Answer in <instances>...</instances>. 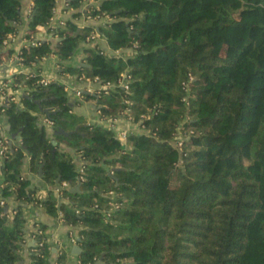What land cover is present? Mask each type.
<instances>
[{"label": "trees", "instance_id": "obj_1", "mask_svg": "<svg viewBox=\"0 0 264 264\" xmlns=\"http://www.w3.org/2000/svg\"><path fill=\"white\" fill-rule=\"evenodd\" d=\"M56 1L32 0L29 32L44 25L56 44L46 38L22 48L23 64L55 53L61 71L78 78L116 82L127 71L128 89L82 95L94 97L102 115L124 114L143 131L123 143L109 126L73 113L61 82L15 74L28 93L22 107L11 101L4 110L6 133L19 134L0 173L1 194L16 202L10 212L0 205V264H24L31 201L80 226L81 264L102 253L106 264H264V0H99L86 11L89 0H67L71 17L50 26ZM20 8L21 0H0V44L17 31ZM84 13L107 21L79 27L74 19ZM93 29L111 48L134 53L108 55L96 44L81 63H63ZM40 113L53 120L51 135ZM60 127L71 132L55 134ZM61 142L84 161V180ZM26 155L50 186L41 198L21 174ZM62 180L70 185L56 193ZM37 224L30 264H49L48 224Z\"/></svg>", "mask_w": 264, "mask_h": 264}, {"label": "crops", "instance_id": "obj_2", "mask_svg": "<svg viewBox=\"0 0 264 264\" xmlns=\"http://www.w3.org/2000/svg\"><path fill=\"white\" fill-rule=\"evenodd\" d=\"M90 3H98L99 0H89ZM32 4V0H21V22L18 25V29L15 32V38L10 41L8 47L12 49H19L23 42V36L25 35L28 29L29 22V8ZM72 8L68 7L65 0H58L56 2L54 16L60 17L63 19H67L71 17ZM74 21L78 24L79 27L92 24L98 25L99 23H103L107 21V17H101L100 19L96 18H85L81 15L78 18H75ZM56 39H52L51 47L55 48ZM99 45L102 50L108 55L121 56L126 58L129 55L134 53L133 47H122L113 49L108 45L106 38L100 34L97 35L93 40H81L78 42L77 47L72 54V56L63 60V63L66 65H77L82 62L84 56L86 55L85 49L88 47H93L94 45ZM59 59L55 53L49 54L43 60L40 61V68L42 71H47L54 76V78L64 84L66 86L68 100L71 106V111L78 115H82L86 122L101 124L104 126H108L110 123H114L112 129L116 132L119 130H140L136 123H133L128 117L124 116V114L111 119L105 115H102L99 110V105L96 102V99L92 96L89 97H78L75 94V89L82 88V90L90 95L94 94L95 89H97L100 84L96 81L92 80H81L78 78L76 74L69 72H62L58 63ZM14 68H21L20 64H15L7 66L4 65L0 71L2 73H10ZM19 106H23L22 101L19 99ZM40 118V116H39ZM38 118V121H39ZM40 123V121H39ZM41 124V123H40ZM126 143V141L124 142ZM60 146L63 149L70 150L73 154L74 161L79 164L80 158L78 154L73 152V149L66 145V143L61 142ZM21 174L25 176L28 180L27 188L33 189L36 188L37 192L43 189L46 194V190L50 187L46 182L43 181L41 177H38V171L34 172L29 169V158L25 156L23 162L21 164ZM34 177V182L30 180V177ZM8 205L10 209L16 204L14 200V194L6 196ZM65 200V198L63 199ZM27 203V207L24 210V215L26 218L24 225V243L20 249V253L23 256V263L30 264L29 254H30V245L34 243V237L32 236L33 224L35 221H43L48 224V243L50 246V253L53 247H56V258L53 264H59L57 258L59 255L64 254L65 258L63 260L64 264H80V260L78 258V254L74 251V245L79 244V225H71L65 224L61 220L59 216H51L47 214L43 208V206L35 205L33 202H25ZM37 204V203H36ZM70 236H74L77 241L75 243L70 242Z\"/></svg>", "mask_w": 264, "mask_h": 264}, {"label": "built area", "instance_id": "obj_3", "mask_svg": "<svg viewBox=\"0 0 264 264\" xmlns=\"http://www.w3.org/2000/svg\"><path fill=\"white\" fill-rule=\"evenodd\" d=\"M65 1H67V0H65ZM88 3H90V2L88 1L84 4V11H86L85 6ZM30 10H31V5L29 8V13H30ZM54 11H55V8H54ZM83 16L85 18H93L92 16H90L89 14H86V13H84ZM64 24H65V19L60 18V17H56L54 15L50 18L49 23H48V25H50V26L64 25ZM15 32L7 33L5 35V37L2 39V42L0 44V51L11 50L10 53L3 55V57H0V69L4 65H7V66L13 65V62L15 64L17 63V64L21 65V68H14L13 71L8 73V74L6 72L2 73V71H0V173L2 170L4 157L6 156V154L9 151H11V148H12L13 144L15 143V140L13 139V137H11L10 135H8L6 133V128H5L6 121H5V117H4L5 106L7 104H9L11 101L16 102L19 106V99L21 98V95L28 93V91L25 90L23 84L14 79L15 74L23 73L24 78H29L32 75L38 74L39 75L38 83H40L42 85H47L48 83H50L52 81H57L52 74H50L49 72H47L45 70L42 71V69L39 66L41 60H43L49 54L51 55L53 53L43 55L39 59V61H37L36 63L28 64V65L23 64V62H22L23 56L20 54V51L22 48L28 47L31 45H38L41 43V41L43 39H46V38L56 39V37L51 35L52 32L48 31L47 27L44 25H37L36 29L34 31H31V32H29V30L27 29L25 35L23 36V42H22L21 46L19 47V49H17V50L12 49L11 47H8L10 41H12L15 38ZM26 34H28V35H26ZM97 35H100V33L97 30L93 29L89 32L88 36L86 37V40L87 41L93 40ZM82 77H80L81 80H92V81L98 82L100 84V86L98 88H109V87H114L115 85H120L124 89L129 88L130 74L127 71H124L122 73L121 77L118 78V80L116 82L102 81V79H100L97 75L94 76L93 78H82ZM64 87L66 88L65 85H64ZM82 91H83L82 88H77V89H75V94L78 97H82L83 96ZM39 116H40V118H39L40 123L45 125L48 134L51 135L52 130H53V125H54L53 120L49 119L45 115V113H40ZM108 126L110 128H112L114 126V123L112 122ZM137 126L140 129L137 131H143V126L138 125V124H137ZM132 131H135V130H124L123 129V130L116 131V134L120 138V140L124 143L126 141L127 135ZM176 143L178 145H180L181 142L177 141ZM26 156H28V155H26ZM28 158H29V156H28ZM77 166H78V172H79V174L77 176L78 181H82V180H84V161L80 159V163L77 164ZM2 185H3V183L0 181V205L5 206V205H8L9 203L7 201L6 196L1 194ZM69 185H70V183L68 180H62V181H59V182L55 183L54 185H52V189L56 193H59L62 188L68 187ZM110 193H112V191H110ZM36 195L39 198L43 197L45 195L43 193V189L38 191V193H36ZM31 202H33V204H35V205L41 206L40 203L36 204V202H34V201H31ZM76 211H78V210H76ZM34 232H41L39 225L37 224V221H35L33 224L32 236H33ZM76 241H77V239L74 236H70V242L71 243H75Z\"/></svg>", "mask_w": 264, "mask_h": 264}, {"label": "water", "instance_id": "obj_4", "mask_svg": "<svg viewBox=\"0 0 264 264\" xmlns=\"http://www.w3.org/2000/svg\"><path fill=\"white\" fill-rule=\"evenodd\" d=\"M37 103H39V101H36ZM43 112H46L47 113V109H43ZM5 128L6 129H9V125L8 124H6L5 125ZM55 134H64V135H68L71 131H66V130H64L63 128H58V129H56L55 131ZM19 134V131H17V132H14V133H12V136L13 137H16L17 135ZM114 169H118V168H120V167H113ZM41 171H42V167L40 166L39 167V169H38V177H41ZM30 180L32 181V182H34V177H30ZM79 188V186L78 185H76V186H73V187H71V190H77ZM43 193L45 194V192L43 191ZM3 209H4V212H10L11 211V209H10V207H9V205H5L4 207H3ZM79 240V239H78ZM74 251L78 254L80 251H81V246H80V244H75L74 245ZM56 254H57V252H56V247H53L52 249H51V254L49 255V257H48V260H49V264H53V262H54V260H55V258H56ZM103 256H104V253H102L99 257H98V259L96 260V262H95V264H106L105 262H104V260H103ZM20 262H23L22 260H20ZM110 264H118V263H110Z\"/></svg>", "mask_w": 264, "mask_h": 264}]
</instances>
